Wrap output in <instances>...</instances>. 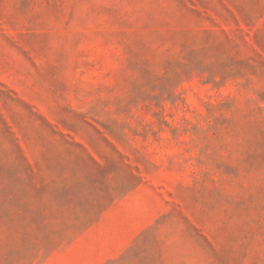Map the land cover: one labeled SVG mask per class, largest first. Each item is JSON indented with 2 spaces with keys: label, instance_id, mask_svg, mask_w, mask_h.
<instances>
[{
  "label": "rangeland",
  "instance_id": "1",
  "mask_svg": "<svg viewBox=\"0 0 264 264\" xmlns=\"http://www.w3.org/2000/svg\"><path fill=\"white\" fill-rule=\"evenodd\" d=\"M0 264H264V0H0Z\"/></svg>",
  "mask_w": 264,
  "mask_h": 264
}]
</instances>
